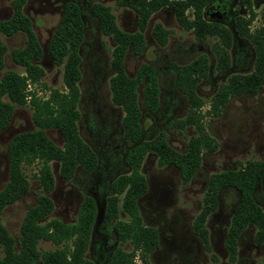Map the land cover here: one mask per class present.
Instances as JSON below:
<instances>
[{"label":"trees","instance_id":"1","mask_svg":"<svg viewBox=\"0 0 264 264\" xmlns=\"http://www.w3.org/2000/svg\"><path fill=\"white\" fill-rule=\"evenodd\" d=\"M61 1H65L61 18L48 45V52L55 65L62 67L64 89H52L44 97L30 88L40 82L44 69L35 63L43 53L32 22L23 10L27 0H11L10 17L0 20V34L11 36L21 32L26 36L25 45L10 52L13 62L22 66L24 73L6 70L0 77V131L9 124L14 107L26 104L31 109V119L36 126L34 130L15 134L5 147L8 180L0 190V215L8 205L28 192L30 182L23 170L25 165H38L36 179L41 187L37 203L26 211L21 221L19 239L13 238L0 220V264H36L38 261L44 264H93L84 256L97 214V204L92 197L84 196L75 223H64L58 219L45 221L53 210L49 196L54 187L51 162L59 163L60 175L65 179H70L78 166L89 173L97 163L95 152L84 142L78 127L81 116L78 106L81 98L80 47L85 36L84 14L76 1ZM213 1L115 0L119 7H128L135 12L137 30L134 32L124 31L117 25L108 5L100 0H93L90 4L89 12L96 18L100 32L110 36L114 42L109 61L113 72L109 78L110 98L112 104L123 112L121 127L123 137L129 143L125 162L130 172L119 175L112 182L113 193L106 199L104 219L114 221L113 228L119 242L129 241L132 248L128 251L115 248L109 264H134L136 256L141 264H150L148 257L158 247V231L144 223L138 206V198L148 187L142 173L147 154L154 153L160 167H176L182 184H187L201 164L203 152L216 149V142L206 130L204 120L218 117L231 97L254 95L260 89L264 90V9L260 25L251 29L256 18L253 0H238L247 15H236L233 25L228 27L204 18V10L208 16L211 14L210 4ZM164 7L173 10L178 24L192 31L198 42H204L208 37L217 38L213 48L218 69L230 66L228 49L233 43L234 34L248 39L254 50L253 70L245 74H231L218 86L206 110H202L205 101L197 94L196 86L207 76V57L201 55L188 64L175 67V87L188 101L187 113L178 124L181 127L190 126L195 131L183 152L170 146L163 133L150 140L142 138L138 88L142 87L146 111L155 113L160 105L158 77L155 67L147 62L139 65L134 76H129L125 68L128 52L140 55L145 48L144 32L151 15ZM189 9L192 18L186 14ZM168 33L161 23H156L151 30L153 38L161 46L166 44ZM6 50L0 39V70L4 67ZM47 129H54L61 135L62 146H57L46 135ZM262 178L264 161H250L240 169L209 176L202 206L192 222L194 234L203 242L206 251H210V245L205 222L218 206L220 191L227 187L239 193V202L225 235L229 261L236 260L238 239L249 225L256 228V241L260 243L264 240V211L253 198L255 185ZM120 207L128 215V220L119 219ZM40 241L62 246L42 251L38 248ZM69 241L71 245H67Z\"/></svg>","mask_w":264,"mask_h":264},{"label":"rangeland","instance_id":"2","mask_svg":"<svg viewBox=\"0 0 264 264\" xmlns=\"http://www.w3.org/2000/svg\"><path fill=\"white\" fill-rule=\"evenodd\" d=\"M81 5L85 19V36L80 47L81 78L79 86V133L97 156L95 168L86 173L82 167L75 169L70 179L61 177L59 163L51 162L54 187L49 196L53 210L45 221L58 219L64 223H75L80 204L84 196L92 197L97 204V214L90 234L85 258L93 264H109L113 251L117 247L128 251L132 248L129 241L120 243L113 228L114 221L104 219L106 199L112 191V182L121 174L130 172L125 162L129 143L123 137L120 107L112 104L110 98L109 78L113 74L109 61L114 42L110 36L100 32L97 20L89 12L93 0H73ZM61 0H27L24 12L32 22V28L42 47V57L35 61L44 69L39 83L32 85L39 96H47L52 89L63 90L62 67L52 60L48 45L61 18L63 3ZM111 8L117 25L124 31L137 30L135 12L128 7H119L115 0H100ZM219 17L204 18L226 26L233 25L236 15H247L238 0H215L210 4ZM256 18L251 24L254 29L261 23L264 0H253ZM11 0H0V20L11 15ZM192 18V11H186ZM161 23L169 31L165 45H159L151 34L152 27ZM146 45L140 55L128 52L125 68L129 76H134L143 62L155 67L160 92L159 108L155 113H148L144 107L142 87L138 88V102L142 110V138L152 139L159 133L166 136L170 146L179 152L186 150L189 138L195 134L192 127H181V121L188 109L186 96L174 84V69L190 63L198 56L205 55L208 62L207 76L202 78L196 92L205 104L220 84L231 74H245L253 70L254 50L246 38L234 34V40L228 49L230 66L218 69L217 56L214 51L216 37H208L198 42L192 31L180 26L170 7H164L153 13L144 32ZM7 50L4 54L6 70L23 74L24 68L13 62L10 52L22 48L26 36L17 32L11 36L0 34ZM4 100H7L5 97ZM208 133L216 142V149L204 151L202 161L187 184H182L179 171L172 165L158 166L154 153L147 154L142 164L149 189L139 198V210L146 225L159 232V247L149 255L150 264H264V240L255 239L256 228L249 225L237 242V258L228 259L225 248V235L232 213L239 202V193L234 188H224L219 194V203L205 222L208 230L210 251H206L203 242L194 234L192 222L200 211L207 181L212 173L240 169L250 161H264V90L257 94H241L231 97L221 114L216 118L204 120ZM28 104L15 106L9 124L0 131V190L8 180V156L5 147L17 133L35 129ZM46 135L57 145L62 146V137L54 129H47ZM23 170L30 182L28 192L8 205L0 215V220L9 234L19 239L21 221L26 211L37 203L40 185L36 179L38 165H25ZM253 198L264 211V178L254 188ZM119 219L128 220V215L119 208ZM43 222V221H42ZM71 245V241L67 243ZM62 245L40 241V250H54ZM1 253V250H0ZM36 264H44L38 261ZM134 264H141L138 256Z\"/></svg>","mask_w":264,"mask_h":264},{"label":"water","instance_id":"3","mask_svg":"<svg viewBox=\"0 0 264 264\" xmlns=\"http://www.w3.org/2000/svg\"><path fill=\"white\" fill-rule=\"evenodd\" d=\"M211 14L209 15V16H215V17H219L220 16V13L219 12H217L216 10L215 11H213V9H211ZM208 14V13H207Z\"/></svg>","mask_w":264,"mask_h":264},{"label":"flooded vegetation","instance_id":"4","mask_svg":"<svg viewBox=\"0 0 264 264\" xmlns=\"http://www.w3.org/2000/svg\"><path fill=\"white\" fill-rule=\"evenodd\" d=\"M148 189H149V187H147V190H148ZM147 190H146V191H147ZM139 198H140V197H139ZM139 198H138V206H139ZM139 211H140V210H139ZM141 216H142V215H141ZM142 218H143V217H142ZM158 236H159V232H158ZM158 247H159V242H158ZM158 247H157L156 249H158ZM156 249H155V250H156ZM155 250H154V251H155ZM154 251H153V252H154ZM153 252H152V253H153ZM152 253H151V254H152Z\"/></svg>","mask_w":264,"mask_h":264}]
</instances>
